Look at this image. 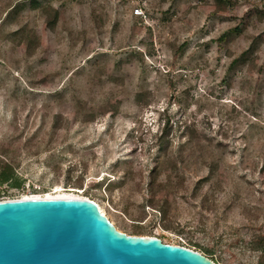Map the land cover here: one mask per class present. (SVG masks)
<instances>
[{"label": "rangeland", "instance_id": "rangeland-1", "mask_svg": "<svg viewBox=\"0 0 264 264\" xmlns=\"http://www.w3.org/2000/svg\"><path fill=\"white\" fill-rule=\"evenodd\" d=\"M16 1L0 0V22ZM45 2L47 12L28 8L5 27L36 32L31 55L23 39L0 34V168L23 180L0 183V199L60 186L95 201L127 234L159 237L216 264H264L256 249L264 242V0ZM236 24L242 33L222 47L209 42ZM184 40L180 57L174 48ZM102 105L108 111L84 121ZM55 113L64 128L51 127ZM167 121L176 153L187 124L213 146L197 148V138L181 151L179 171L153 170Z\"/></svg>", "mask_w": 264, "mask_h": 264}, {"label": "water", "instance_id": "water-1", "mask_svg": "<svg viewBox=\"0 0 264 264\" xmlns=\"http://www.w3.org/2000/svg\"><path fill=\"white\" fill-rule=\"evenodd\" d=\"M0 264H216L191 248L118 230L86 197L0 200Z\"/></svg>", "mask_w": 264, "mask_h": 264}, {"label": "trees", "instance_id": "trees-1", "mask_svg": "<svg viewBox=\"0 0 264 264\" xmlns=\"http://www.w3.org/2000/svg\"><path fill=\"white\" fill-rule=\"evenodd\" d=\"M45 1L47 0H17L14 4H9L8 5L9 10H7L2 22H0V34L1 33L4 34L3 32H5V27L8 25H11L12 23H15L18 16L28 8L30 9L42 8L44 12H47L49 8H52V6L47 5L48 2H45ZM222 1H225V0H222ZM241 33H242V28L240 24H236L235 26H230L229 28L224 30L219 36L215 38H211L209 42H216L220 47H222L225 41H227V39L237 36ZM17 38L23 39L22 41L24 42L26 46L27 54L31 55L34 49L36 48V46L38 45L36 32L33 29L29 28L28 26H19L15 29L5 32V35H3V40L7 42L14 41ZM208 43H206V45ZM188 45H189V41L184 40L174 48V51L177 52L178 55L181 57L185 54L188 48ZM128 47L131 49L130 51L132 54H139L140 56L139 61L141 64H144V59L142 57V54L138 50L135 49V46L129 45ZM251 49H253V45L247 50L243 51L239 56L232 58L227 68L228 72L232 71L235 67L240 65L241 62L245 59V57L249 53V51H251ZM229 55H231V53ZM145 77H146L145 68H143L142 75L140 76V82L137 85V90L134 94V97L137 102H141L145 96L144 94L146 90V84H144L146 80ZM55 92L56 93H53V94L57 98V97L63 96L64 93L67 92V89L65 87L58 88L57 90H55ZM81 108H84V106L82 105ZM107 109H108L107 105H102L101 108H99L98 112L93 110V108H90V110L84 114L85 115L84 121L88 123L94 121L97 115H101L105 113L106 111H108ZM62 121H63L62 114L55 113L53 116V122L51 125L53 130H59V129L64 128ZM186 127L188 128V131L185 132L184 136L187 138L185 141L180 142L179 147H178L180 153L179 152L176 153L174 150H171V139L165 138L168 136L167 135L168 132L172 130V127L171 126L169 127V121L165 122L164 133H162L161 135V140H164V146L161 145L158 148L157 155L155 156L156 163L154 165L153 170H158V169L160 170L164 168V169H172L174 171H179L180 170L179 164L186 163V158L181 154V151L185 147L191 145L193 141L196 140L197 138H200L199 140L200 142H198L199 146H197V148L202 149L208 146L210 147L213 146L212 139L202 134H199L196 131V129L190 126V124H187ZM203 138L205 139L207 143H202ZM217 145L221 146L222 142L218 141L216 143V146ZM81 180L82 179L76 180L74 184H76L77 186H81L82 185ZM0 183H10L11 186L13 187L17 184L19 185L23 183V180L19 179V177L15 173V170L12 168V166L6 165L5 167L0 168ZM67 183L70 184L71 181L68 180ZM159 212L162 214V220L164 221V228L165 229L172 228L173 227L172 223L170 219H168L167 211L165 210L163 205L159 206ZM134 234H137V233H134ZM256 249L261 250L262 254L264 255V242L262 241L258 243L256 245ZM208 252L212 253V250H208Z\"/></svg>", "mask_w": 264, "mask_h": 264}, {"label": "bare ground", "instance_id": "bare-ground-1", "mask_svg": "<svg viewBox=\"0 0 264 264\" xmlns=\"http://www.w3.org/2000/svg\"><path fill=\"white\" fill-rule=\"evenodd\" d=\"M42 196H47V197H66V196H69L70 197L71 196V197H81V198L83 197V196H80V195H76V194L70 192L69 190H65V189H63L60 186H57L51 192H47V193H44V194L24 195L23 197H25V198H33V197H42ZM103 214H105V213L103 212Z\"/></svg>", "mask_w": 264, "mask_h": 264}, {"label": "built area", "instance_id": "built-area-1", "mask_svg": "<svg viewBox=\"0 0 264 264\" xmlns=\"http://www.w3.org/2000/svg\"><path fill=\"white\" fill-rule=\"evenodd\" d=\"M0 200H2V199H0Z\"/></svg>", "mask_w": 264, "mask_h": 264}]
</instances>
